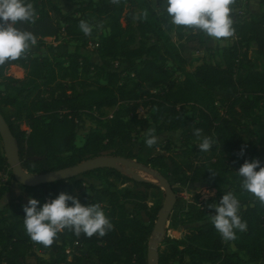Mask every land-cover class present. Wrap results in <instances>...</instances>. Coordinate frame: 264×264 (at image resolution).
I'll use <instances>...</instances> for the list:
<instances>
[{
    "label": "trees",
    "instance_id": "16d2710c",
    "mask_svg": "<svg viewBox=\"0 0 264 264\" xmlns=\"http://www.w3.org/2000/svg\"><path fill=\"white\" fill-rule=\"evenodd\" d=\"M31 3L36 12L34 21H17L15 26L31 32L36 43L16 60L0 64V113L17 141L21 167L31 174H42L94 157L114 156L151 166L170 184L214 188L218 201L223 193L232 192L246 222V230H237L231 240L235 252H229L212 223L204 221L205 208L191 206L187 212L197 225L181 239L165 234L157 264L263 261L264 204L242 189L236 169L245 159L256 158L264 164V118L256 112L257 108L264 111V0H258L259 12L247 17L235 15V40L220 48L221 62L202 60L192 70L187 69L197 59L192 52L204 49L206 36L172 24L165 8L155 9L151 0H87L72 11L63 10L52 0ZM238 6L239 0H233L230 9ZM81 20L92 26L89 35L80 30ZM61 31L80 45L66 59L52 60L41 37ZM96 33L99 39L93 38ZM90 43L97 44L92 48L100 63L80 50ZM251 43L256 46L260 66L248 54ZM42 48L31 53V49ZM116 60L119 63L114 65ZM13 66L22 69L21 77L10 74ZM115 105L112 116L103 120L104 108ZM188 114L191 122L184 139L199 145L203 137H211L214 143L208 151L184 142L147 148L145 140L134 151L135 132L152 126L157 132L178 130L184 127ZM84 118L98 127L77 146L76 130ZM249 122L255 125L254 130ZM6 169L8 178L0 184V199L10 193L12 183L20 186L24 196L11 216L4 206L0 208V264H23L28 259L29 264H147V242L162 207L147 203L146 190L154 183L136 181L106 167L23 186L13 178L0 138V172ZM114 180L130 181L133 186L117 191ZM60 191L78 196L82 203H98L112 228L104 236L91 237L83 233L77 236L65 228L39 253L36 247L40 243L32 241L24 229L22 205L29 196L43 202ZM126 204L132 205L130 211ZM69 247L77 251L70 258L66 252Z\"/></svg>",
    "mask_w": 264,
    "mask_h": 264
},
{
    "label": "clouds",
    "instance_id": "9594fccd",
    "mask_svg": "<svg viewBox=\"0 0 264 264\" xmlns=\"http://www.w3.org/2000/svg\"><path fill=\"white\" fill-rule=\"evenodd\" d=\"M232 2L233 0H165V11L172 24L199 30L219 40L233 35L230 15ZM35 16L31 0H0V64L16 60L30 44L36 43L31 32L15 26L17 21L31 23ZM79 28L85 35L92 31V26L83 20L80 21ZM154 132V129L147 130L144 143L148 147L156 143ZM213 143L211 137L205 136L198 147L206 152ZM244 151L242 146L240 153L243 154ZM236 171L242 178V189L252 193L264 204V164L256 158L245 159ZM209 207L214 209L210 221L223 240H234L237 230H246V222L238 214L239 200L232 192L223 193L219 201H213ZM22 208L27 235L32 241L45 247L50 246L56 234L65 228H70L77 236L83 233L89 237L93 234L104 236L112 228L98 203H82L78 196L65 191H60L43 202L29 196Z\"/></svg>",
    "mask_w": 264,
    "mask_h": 264
},
{
    "label": "rangeland",
    "instance_id": "374dc122",
    "mask_svg": "<svg viewBox=\"0 0 264 264\" xmlns=\"http://www.w3.org/2000/svg\"><path fill=\"white\" fill-rule=\"evenodd\" d=\"M55 4L60 6L63 10L72 11L77 6H84L87 2V0H52ZM151 4L155 9H162L165 8V0L159 1V0H151ZM251 12H259L258 8V0H239V6L231 10L230 15L231 19L233 20L235 15H241L244 17H247L249 13ZM97 33L100 31L98 28L96 29ZM102 32H107L106 30H103ZM93 37L95 39H99L98 36ZM206 43L205 47L202 50L193 51L192 55L195 56L197 59L194 60L189 66H187L188 70H192L197 64H199L202 60L208 61V62H221L220 57V48L226 45H230L234 40V36H230L227 38H220L219 40L209 37L206 34ZM45 43H46V53L49 55V57L54 59H66V56L74 50L75 47H79L80 41L71 39L61 31L56 36H47V37H41ZM172 39H175V37L172 35ZM44 50L43 48L34 51L31 49V53H39L40 51ZM82 52L86 51L93 62L100 63V58L98 56V53L95 49H93L91 46H87L86 48H80ZM248 54L250 57L256 60L258 66H260L261 59L258 57L256 53V46L254 43L250 44V47L248 49ZM119 61H113V64H118ZM10 74L14 75L15 77H21L23 75V71L21 68L17 66H13L10 68ZM90 78H94V75L90 74ZM178 79H181V76H177ZM120 105H126V102H120ZM118 105V104H117ZM117 105L104 108V115L101 117L103 120L110 118L114 112V110L117 108ZM257 116H260L261 119L264 118V111L257 108L256 110ZM187 120L184 121V127L180 128L175 131H160L157 132L154 128V126L150 127L149 129H154V135L157 137L156 143L153 145L156 148H161L162 145H164L166 142H172L173 144H180V143H186L188 146L191 145H198L197 142L192 141H186L184 139V135L186 134L189 124H190V114L187 115ZM248 126L251 130H254L255 125L248 123ZM98 125L88 119L84 118V121L78 124V128L76 130V138H75V144L78 146L80 145L85 135L97 128ZM147 129V130H149ZM147 130H139L133 134V140H134V151L136 152L139 148L140 143L142 140H145ZM148 148V146L146 145ZM151 169H153L150 166ZM154 170V169H153ZM156 171V170H155ZM158 172V171H157ZM142 177L148 179V181L155 184L154 187L148 188L146 190L147 192V203L150 205L153 204H159L163 206L165 202V194L163 189L157 186V180L154 176H151L144 172H139ZM160 174V172H158ZM7 180L6 175H3V177H0V184L5 182ZM114 189L117 191H122L124 188H131L133 186L132 182L125 181H113ZM171 187L173 189V192L175 193V201L173 203L172 209L169 213V216H174V219L169 218L166 221L165 224V232L164 235L167 234L170 237L181 239L184 237L185 234H187L191 229H193L197 223H193L190 221V216L188 214V210L191 206H196L198 208L204 207L205 208V215H204V221L205 222H211L210 221V215L214 213V209L210 208L209 205L213 203V201L218 202V195L214 188H210L208 186H200V185H194L190 183H186L184 185H180L178 183L172 182ZM15 194V193H14ZM14 199V200H13ZM21 199V198H20ZM19 198H17L16 194L12 196L10 193H6L1 199H0V208L1 206H4L6 209V213L8 216H11L13 213L18 211L19 208ZM132 209L131 204H126V210L130 211ZM239 214V212H238ZM143 221L144 223H148V219L146 216L143 215ZM152 238V234L149 237V239ZM148 239V241H149ZM56 240V239H55ZM227 250L229 252H235L234 245L231 240L226 241L224 240ZM41 246V247H40ZM43 245L40 244L36 247L37 251L39 253L43 250ZM164 247L162 243V239L158 240L157 249H162ZM66 252L68 253V258H70V254L75 251L72 248H66ZM240 258L243 260L246 259V256L239 252ZM30 260V259H28ZM28 260L22 261L23 264H29ZM21 262V263H22ZM84 263H88L87 260H83ZM257 264H264V260L258 262Z\"/></svg>",
    "mask_w": 264,
    "mask_h": 264
},
{
    "label": "water",
    "instance_id": "95a60500",
    "mask_svg": "<svg viewBox=\"0 0 264 264\" xmlns=\"http://www.w3.org/2000/svg\"><path fill=\"white\" fill-rule=\"evenodd\" d=\"M0 138L3 146L4 155L11 168L14 180L23 186H36L39 184L53 182L60 179H68L85 171L97 168H114L136 181H148V179L141 176L139 172L147 173L154 176L157 180V186L163 189L165 194V202L161 207L158 216L154 222L151 234L152 238L147 242V264H157L158 259V240L162 239L165 232V224L169 213L175 201V193L165 177L157 171L145 166L142 163L134 160L125 159L114 156H98L83 162L42 174H31L25 171L20 164L18 156V144L15 137L12 135L9 126L5 122L0 113Z\"/></svg>",
    "mask_w": 264,
    "mask_h": 264
},
{
    "label": "crops",
    "instance_id": "0c3cea01",
    "mask_svg": "<svg viewBox=\"0 0 264 264\" xmlns=\"http://www.w3.org/2000/svg\"><path fill=\"white\" fill-rule=\"evenodd\" d=\"M14 193L16 194L17 198H19V199L23 198V196H24V193H23L22 189L16 183H12L11 186H10V194L12 196H14L15 195Z\"/></svg>",
    "mask_w": 264,
    "mask_h": 264
},
{
    "label": "built area",
    "instance_id": "2783aa9c",
    "mask_svg": "<svg viewBox=\"0 0 264 264\" xmlns=\"http://www.w3.org/2000/svg\"><path fill=\"white\" fill-rule=\"evenodd\" d=\"M90 45H91V47H95L97 44L96 43H94V44H91L90 43ZM8 169H6V170H4V171H1L0 172V177H3V175H6V178H8Z\"/></svg>",
    "mask_w": 264,
    "mask_h": 264
}]
</instances>
